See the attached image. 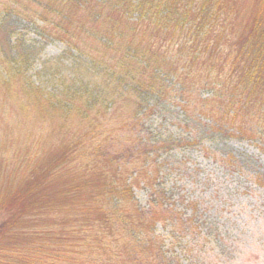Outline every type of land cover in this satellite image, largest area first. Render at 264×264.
<instances>
[{"label": "trees", "instance_id": "1", "mask_svg": "<svg viewBox=\"0 0 264 264\" xmlns=\"http://www.w3.org/2000/svg\"><path fill=\"white\" fill-rule=\"evenodd\" d=\"M27 1L28 8H18L24 0L2 6L9 15L17 7L15 18L39 17L57 39L112 77L115 88L95 93L92 104L107 112L123 102L133 111L131 122L124 121L125 137H112L110 128L108 137L95 129L90 137L0 139V182L11 174L23 179L0 200V264H185L159 229L170 226L171 236L200 233L184 244L195 251L207 209L200 211L196 198L185 200L181 211L177 201L170 203L160 166L173 150L197 147L224 175L237 172L264 186V168L250 166L224 143L247 140L264 152V8L236 37L207 0ZM4 53L12 61L31 60L27 51ZM12 61L3 59L6 68ZM176 90L182 132L150 137L148 115L158 108L166 115L162 105ZM25 163L30 174L22 171ZM138 187L147 190V203L140 202Z\"/></svg>", "mask_w": 264, "mask_h": 264}, {"label": "rangeland", "instance_id": "2", "mask_svg": "<svg viewBox=\"0 0 264 264\" xmlns=\"http://www.w3.org/2000/svg\"><path fill=\"white\" fill-rule=\"evenodd\" d=\"M3 1L6 0H0V11H3L0 12V25L4 26L0 31L1 141L3 137H19L18 141L21 137H90L95 129L100 133L107 131L105 137H108L110 128H115L112 137H125L124 121L131 122L133 107L128 108L119 102L120 105H112L106 112L101 104L96 107L91 103L95 93H108L115 88L112 77L94 66L91 63L95 64L94 60L81 58L72 46L70 49L57 39L51 25H46L39 17L30 15L24 19V14L16 18L12 16L16 9L30 7L27 0L20 7H15L11 15L10 9L2 6ZM207 1L220 11V18H227L236 37L243 36L249 29L256 9L260 13L264 8V5H257L259 0H220V7H214V0ZM11 50L27 51L31 60L28 64L23 59L9 60L4 52ZM3 59L12 61L11 65L6 68L8 64ZM15 61L27 71L21 74L15 68ZM179 85L177 83L174 88ZM184 86L187 89L188 83ZM177 92L175 98L172 96L162 105L168 112L166 114L165 111L166 115L160 114L159 108L148 115L146 127L150 137H177V133L182 132L176 118L181 113ZM82 111L87 113V120L82 118ZM181 114L179 118H182ZM128 137L135 136L128 134ZM224 143L235 154L247 156L250 166L264 168V152L251 142L232 138ZM2 155L0 153V157ZM165 159L167 163L160 168L166 177L164 186L173 195L170 203L172 200L180 202L175 204L181 211L185 200L196 198L200 211L207 209L205 216L208 219L198 229H203V238L194 247L195 251L199 249L196 251L197 260L193 256L195 251L189 252V245L184 244L191 239L197 241L200 233L195 234V238L176 233L171 236L170 226L160 227L159 231L170 242L173 239L171 252L179 254L185 264H264V186L237 172L224 175L222 167L197 147L175 149ZM16 166L10 168L15 170ZM31 168L25 163L22 171L28 170L30 174ZM16 178L11 174L0 182V200L6 199L3 193L19 188V181L23 179ZM136 193L142 204L147 203L146 189L138 187ZM208 226H212L209 234ZM213 247L217 255L212 253Z\"/></svg>", "mask_w": 264, "mask_h": 264}]
</instances>
